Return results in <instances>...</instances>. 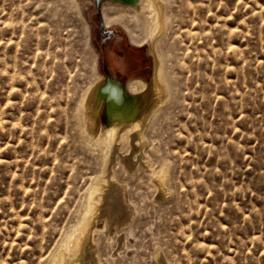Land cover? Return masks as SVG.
I'll use <instances>...</instances> for the list:
<instances>
[{"label": "rangeland", "instance_id": "1", "mask_svg": "<svg viewBox=\"0 0 264 264\" xmlns=\"http://www.w3.org/2000/svg\"><path fill=\"white\" fill-rule=\"evenodd\" d=\"M74 1L0 0V264H49L104 169L126 212L97 224L87 264H264V0H163L170 96L141 150L112 152L87 143L80 108L105 76L102 31L138 47L125 29L142 41L147 21Z\"/></svg>", "mask_w": 264, "mask_h": 264}, {"label": "bare ground", "instance_id": "2", "mask_svg": "<svg viewBox=\"0 0 264 264\" xmlns=\"http://www.w3.org/2000/svg\"><path fill=\"white\" fill-rule=\"evenodd\" d=\"M75 1L79 4L80 2H88L89 0ZM96 1H99L101 5L106 25L113 22L111 21V18H113L111 16L114 15L116 21H118L124 18L130 11L134 17H144L142 19L147 21L148 32L146 36L144 35L142 41L133 38V34L128 33L129 30H125L132 44L138 47L142 46L143 43L147 44L146 52L151 58L152 68L148 79L134 77L128 79L125 83H120L114 79L95 73V82L90 87L91 89L88 90L86 101L82 103L80 108L79 117L82 121V129L80 130L88 144L104 145L111 152L117 148L120 141L124 138L132 141V146L141 150L146 143V140L144 141L145 137L143 138L146 120L153 115L158 105L170 96V83L165 59L157 47L158 37L166 28L167 17L165 7L167 6H165L166 4L163 0ZM109 11L113 12V15H109L110 18L107 14ZM147 97L151 99L150 102L141 107L140 105L145 102L144 100ZM103 109H105L108 127L102 130L99 125V117ZM89 119L90 122L88 124ZM138 164L140 165L141 163ZM146 167H150V165ZM151 174L152 182L156 185L157 190L160 193L163 192L165 182L164 171L162 169H153ZM111 184L112 182L108 179L107 171L104 169L101 176L89 187L87 198L85 199V210L83 209L84 211H82L84 213L81 217L79 216L80 218L77 217L79 220L78 222L76 221L75 227L73 226L74 228L71 231L68 230L67 234L63 235L64 238L60 242V245H58L59 247L54 256L49 255L50 258H48L51 260L49 264H87V260L89 262L92 255L91 248L94 245L92 235L98 229L97 224H99L100 228L105 229L111 220L120 218L126 212L122 193H119L117 184H114V186ZM99 219L100 221H98ZM55 249L53 252H55ZM105 262L101 263L97 260V263L91 264H107Z\"/></svg>", "mask_w": 264, "mask_h": 264}, {"label": "crops", "instance_id": "3", "mask_svg": "<svg viewBox=\"0 0 264 264\" xmlns=\"http://www.w3.org/2000/svg\"><path fill=\"white\" fill-rule=\"evenodd\" d=\"M104 32L108 35L99 41V59L105 76L124 80L150 74L149 58L142 48L131 45L120 29H104Z\"/></svg>", "mask_w": 264, "mask_h": 264}, {"label": "flooded vegetation", "instance_id": "4", "mask_svg": "<svg viewBox=\"0 0 264 264\" xmlns=\"http://www.w3.org/2000/svg\"><path fill=\"white\" fill-rule=\"evenodd\" d=\"M108 35V32H104V30L102 31V33H101V36H100V39L101 38H103V37H105V36H107ZM143 49V48H142ZM143 51H144V49H143ZM108 77V76H107ZM109 78H111V79H114V78H112V77H109ZM130 79V78H129ZM114 80H116V81H118V82H120V83H122V81L123 80H119V79H114Z\"/></svg>", "mask_w": 264, "mask_h": 264}, {"label": "water", "instance_id": "5", "mask_svg": "<svg viewBox=\"0 0 264 264\" xmlns=\"http://www.w3.org/2000/svg\"><path fill=\"white\" fill-rule=\"evenodd\" d=\"M122 1H126V0H122Z\"/></svg>", "mask_w": 264, "mask_h": 264}]
</instances>
